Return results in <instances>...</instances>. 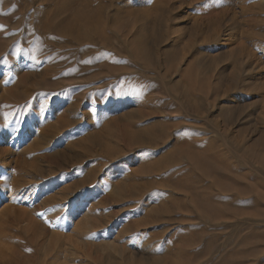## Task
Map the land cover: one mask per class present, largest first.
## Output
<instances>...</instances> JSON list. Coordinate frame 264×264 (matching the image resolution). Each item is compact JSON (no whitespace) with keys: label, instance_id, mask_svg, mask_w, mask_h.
I'll return each instance as SVG.
<instances>
[{"label":"rangeland","instance_id":"obj_1","mask_svg":"<svg viewBox=\"0 0 264 264\" xmlns=\"http://www.w3.org/2000/svg\"><path fill=\"white\" fill-rule=\"evenodd\" d=\"M0 241L264 264V0H0Z\"/></svg>","mask_w":264,"mask_h":264},{"label":"bare ground","instance_id":"obj_2","mask_svg":"<svg viewBox=\"0 0 264 264\" xmlns=\"http://www.w3.org/2000/svg\"><path fill=\"white\" fill-rule=\"evenodd\" d=\"M227 3H228V2H227ZM7 162H8V163H7L6 165H7V167H8V166L10 165V162H11V161L9 162V159H8ZM23 179H24V178H23ZM11 180H12V179H11ZM13 181H15V180H13ZM13 183L15 184L16 181L13 182ZM16 184H17V183H16ZM16 184H15L14 186H16V188H19L20 185L18 186V185H16ZM21 186H22V185H21ZM14 189H15V188H14ZM20 190H21V188L19 189V193H22ZM10 193H11V192H10ZM130 194H131V193H130ZM126 206H127V205H126ZM107 225H108V224H99V225L96 226V229H95V230L101 228L102 226H103V227H106ZM93 230H94V229H93ZM91 237H92V236H91ZM1 242L3 243V241H0V243H1ZM2 245H3V244H2ZM0 248H1V247H0ZM3 248H4V247H3ZM61 249H62V248H61ZM1 250H2V249H0V262H2V261L4 260V257H3V256H4V253H3V250H2V251H1ZM72 251H74V252H73V254H74L75 252H79V249L73 247V248H72ZM60 253H61V252H60ZM44 255H45V253H44ZM56 255H57V254H56ZM59 255H60V254H59ZM68 261H69V260H68ZM72 261H74V260H72ZM70 262H71V261H70ZM2 263H3V262H2ZM2 263H1V264H2ZM8 264H9V263H8ZM41 264H42V263H41ZM73 264H74V263H73Z\"/></svg>","mask_w":264,"mask_h":264}]
</instances>
